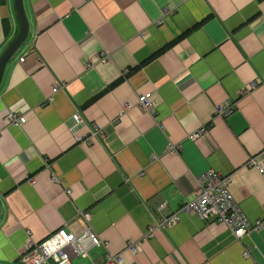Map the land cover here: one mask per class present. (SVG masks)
<instances>
[{
  "label": "crops",
  "instance_id": "crops-1",
  "mask_svg": "<svg viewBox=\"0 0 264 264\" xmlns=\"http://www.w3.org/2000/svg\"><path fill=\"white\" fill-rule=\"evenodd\" d=\"M22 5L27 34L0 79V264H21L28 239L59 227L88 228L114 253L137 240L126 264H264V177L244 164L250 155L264 163V0ZM19 28L14 0H0V55ZM100 51L110 59L100 61ZM145 92L155 116L136 105L120 114ZM228 101L234 111L216 116ZM76 110L84 124L72 131ZM9 111L25 124L6 125ZM209 123L203 137H189ZM93 126L99 133L89 134ZM210 168L230 177L240 209L261 225L237 240L223 223L183 212L159 226ZM106 251L88 254L101 262Z\"/></svg>",
  "mask_w": 264,
  "mask_h": 264
},
{
  "label": "built area",
  "instance_id": "built-area-1",
  "mask_svg": "<svg viewBox=\"0 0 264 264\" xmlns=\"http://www.w3.org/2000/svg\"><path fill=\"white\" fill-rule=\"evenodd\" d=\"M186 1V0H182ZM172 11V7L166 6L162 14H168ZM161 19L158 20L160 22ZM100 61H108L110 59L109 53L100 51ZM24 57L19 58V62H23ZM261 80L255 79L248 83V87L242 91L252 89ZM60 84L55 82L51 87L50 94L46 97L49 102L52 96L60 88ZM138 106L144 112L155 116L156 101L151 97L150 92L141 93L137 97L135 103L127 102L122 106L120 114L132 106ZM235 109L234 101L225 103H218L215 105L214 114L216 116L226 117ZM73 124L71 125L72 131L76 127L84 124V118L79 111L72 114ZM6 125L22 126L27 121V117L23 113H16L9 111L5 117ZM211 123L203 125L196 131L190 133L189 137L195 139L203 137L205 132L209 129ZM89 134L99 133V128L93 126L89 129ZM79 139L76 136V139ZM179 147L168 143V151L176 153ZM264 151V148H263ZM151 159H155L154 154L150 155ZM48 159H45L47 163ZM247 167H254L264 177V163L262 162L261 155H250L244 163ZM50 181L58 182L59 180L55 174L50 176ZM230 177L214 169H207L198 177V184L195 194L188 199H185L180 208L173 212L171 215L160 218L158 225L162 228L169 227L179 219V212L186 214L196 215L201 220H212L217 223H223L230 231L233 239H239L248 233L251 229L257 228L261 225V221L257 220L254 224L242 212L237 201L234 199L229 189ZM70 194V190H66ZM164 204L159 206L162 209ZM80 216L84 219H89V212H83ZM151 231V230H150ZM149 232V231H148ZM150 233V232H149ZM108 241L101 239L96 233L88 228H81L79 230L68 229L66 227H59L54 231H50L42 240L34 242L28 239L25 250L18 257L21 264H73L74 257L87 259L88 264H126L124 253L129 251L135 254L139 251V243L137 240L129 239L123 251L111 252L108 249ZM103 246L107 251L103 256L101 262H96L90 258L88 250L91 247ZM248 249L245 247L243 254L247 255Z\"/></svg>",
  "mask_w": 264,
  "mask_h": 264
},
{
  "label": "water",
  "instance_id": "water-1",
  "mask_svg": "<svg viewBox=\"0 0 264 264\" xmlns=\"http://www.w3.org/2000/svg\"><path fill=\"white\" fill-rule=\"evenodd\" d=\"M14 5L19 16L20 28L14 40L0 55V79L7 60L14 54V52H16V50L21 45H23L28 29V22L23 9L22 0H14Z\"/></svg>",
  "mask_w": 264,
  "mask_h": 264
},
{
  "label": "rangeland",
  "instance_id": "rangeland-1",
  "mask_svg": "<svg viewBox=\"0 0 264 264\" xmlns=\"http://www.w3.org/2000/svg\"><path fill=\"white\" fill-rule=\"evenodd\" d=\"M83 261H85V260H83V259L77 257V258H74V259L72 260V263H73V264H84Z\"/></svg>",
  "mask_w": 264,
  "mask_h": 264
}]
</instances>
